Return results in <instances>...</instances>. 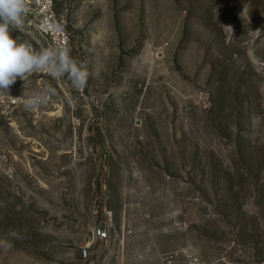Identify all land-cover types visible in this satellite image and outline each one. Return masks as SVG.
<instances>
[{"label": "rangeland", "instance_id": "rangeland-1", "mask_svg": "<svg viewBox=\"0 0 264 264\" xmlns=\"http://www.w3.org/2000/svg\"><path fill=\"white\" fill-rule=\"evenodd\" d=\"M55 10L89 78L0 95V264H264V0Z\"/></svg>", "mask_w": 264, "mask_h": 264}, {"label": "clouds", "instance_id": "clouds-1", "mask_svg": "<svg viewBox=\"0 0 264 264\" xmlns=\"http://www.w3.org/2000/svg\"><path fill=\"white\" fill-rule=\"evenodd\" d=\"M28 10L26 0H0V95L9 93L17 79L26 87L29 76L34 73H46L54 80L67 77L74 89L85 88L89 78L87 66L73 58L67 49L48 47L37 51L27 41L13 37L14 30H23ZM55 94L56 89L47 85L28 96L24 107L36 109ZM252 119L256 123L260 117ZM9 235L20 238L17 230H11ZM0 247L7 249L11 244L7 239H0Z\"/></svg>", "mask_w": 264, "mask_h": 264}, {"label": "built area", "instance_id": "built-area-1", "mask_svg": "<svg viewBox=\"0 0 264 264\" xmlns=\"http://www.w3.org/2000/svg\"><path fill=\"white\" fill-rule=\"evenodd\" d=\"M59 1L61 0H32L33 3L30 4L28 11L31 16L29 27L45 42L47 48H65L68 50L70 37L55 10ZM97 237L100 240L107 239V230L100 227L97 230ZM84 254L87 255L85 249ZM190 264H198V260H191Z\"/></svg>", "mask_w": 264, "mask_h": 264}]
</instances>
